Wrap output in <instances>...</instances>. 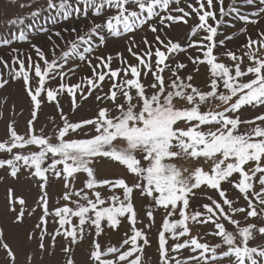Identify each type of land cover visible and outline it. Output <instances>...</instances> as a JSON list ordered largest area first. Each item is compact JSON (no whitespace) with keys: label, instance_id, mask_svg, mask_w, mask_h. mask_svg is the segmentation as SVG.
Wrapping results in <instances>:
<instances>
[{"label":"snow or ice","instance_id":"1","mask_svg":"<svg viewBox=\"0 0 264 264\" xmlns=\"http://www.w3.org/2000/svg\"><path fill=\"white\" fill-rule=\"evenodd\" d=\"M242 3L255 10L240 14L236 0L227 8L224 0H183V6L181 0H9L7 9L29 11L9 17L7 25L31 29L44 17L53 27L37 29L46 36L48 52L33 43L34 59L12 48L9 56L18 67L8 79L0 74V89L22 81L30 102L23 135L13 122L7 124L0 153L10 158H0V170L14 181L33 182L38 190L34 207L15 188L6 190L0 216L5 264H76L75 250L88 234L93 238L83 264H147L157 210L162 225L155 264H225V258L226 264H264V244L250 245L257 234L264 236V28L253 37L246 27L264 22V0ZM233 12L245 25L239 30L245 40L235 50L228 47L233 36L219 31ZM74 15L81 19L73 21ZM193 16V39L185 47L167 30L187 25ZM59 20L68 23L57 28ZM138 30L144 32L139 41ZM18 38L26 39L23 30ZM118 41L123 50L111 48ZM2 43L10 45L8 39ZM177 54L186 56L191 71ZM0 65L7 68L9 61L0 56ZM200 66L206 68L203 88L194 83ZM81 68L87 71L72 83ZM61 96L70 98L72 113L91 100L93 115L73 121ZM213 101L219 110L206 111ZM46 102L54 104L59 123L52 122L51 134L44 128L38 134ZM247 109L256 114L246 115ZM106 161L123 166L130 176L97 175V162ZM57 183L62 190L52 206L49 189ZM230 190L245 206L234 205ZM137 196L147 223L140 221ZM199 197L208 201L203 211L190 210ZM38 209L35 223L26 226ZM236 214L259 224L241 226ZM124 220L130 234L116 244L96 239L118 233ZM208 225L218 242H201L203 236L192 234ZM9 229L24 246L22 261L9 242ZM60 241L62 257L56 250Z\"/></svg>","mask_w":264,"mask_h":264},{"label":"rangeland","instance_id":"2","mask_svg":"<svg viewBox=\"0 0 264 264\" xmlns=\"http://www.w3.org/2000/svg\"><path fill=\"white\" fill-rule=\"evenodd\" d=\"M9 0H0V56H3L5 60L9 61V67L5 68L3 65H0V74L3 75V78L8 79L9 78V72L12 68L18 67V65H15L11 62L9 53L11 52L12 48L19 49L20 53L23 54V56L31 55L34 59H38L35 55L34 49L31 48V44H37L44 50L45 52H48V44L46 41V36L38 31V28L44 27V28H51L53 25L50 21L45 19L44 17H41L38 24L33 26L31 29L20 26V27H12L7 25L6 21L9 17L15 18L17 15L20 16H27L28 15V9H18L13 7L12 9H7L5 6L8 4ZM25 0H18V3H23ZM42 2V0H41ZM58 2V0H57ZM191 2L194 3V0H191ZM225 7L227 8V5L232 4L233 0H224ZM181 6H183V0H181ZM236 7L240 9V14H250L253 10H255V5L249 6L242 3V0H236ZM5 12H7V15H5ZM236 13H230L228 16H226L225 24L219 29L220 32L233 36V39L228 43V47L231 50H235L237 47L241 45V43L245 40V35L241 33L239 30L242 27H245L244 23L242 21H239L235 19ZM73 21H78L81 19L79 15H74L71 18ZM197 22V18L193 16V18L189 19V23L187 25L184 24H177L174 25L171 29L167 30L168 35L171 39L174 41H178L181 43L182 46L186 47V44L188 40L193 39L189 36L191 27ZM26 24L31 23L30 20H26ZM67 21L59 20L56 27L58 28L60 25L67 24ZM82 26V25H79ZM249 33L253 34V37L258 32L259 28H264V22H261L258 26H252L247 25L246 26ZM23 30L25 32L26 39L24 41L19 40V34L20 31ZM66 37L68 36L67 33L64 34ZM144 35V32L141 30L137 31L136 39L137 41L140 40V38ZM4 39H8L10 41V45H3L2 41ZM123 42L118 41L116 44H113L111 46L112 49L115 50H123ZM83 49L81 48V51ZM222 51V49H221ZM188 53L191 55H200V53L195 52L192 49L188 50ZM59 54V52L57 53ZM125 56L128 54L125 52ZM239 55V52L237 53ZM12 55H16V53H12ZM50 55V53H49ZM87 55V54H85ZM178 58L182 60L184 63H189L187 61V58L185 55L177 54ZM23 58V57H21ZM78 59V58H77ZM223 61L226 63H229L226 57L223 58ZM130 62H135L134 60H131ZM118 61L113 66L118 65ZM201 72L199 75H197L196 80L194 81L195 84L200 86L201 88L204 87V80H205V73L206 68L204 66H200ZM192 65L189 63V68L186 71H191ZM87 70L85 68H81L78 71V74L76 77L71 78V82L75 83L79 80V77L81 74L86 72ZM49 84L51 86H55V82L49 81ZM223 90V89H221ZM61 104L63 106V110L66 114L69 115L70 119L73 121L79 120L81 117L91 116L93 115V111L95 108L94 103L90 100L88 103H84L83 107H81L77 112L72 113L70 111V98L67 96H61L60 97ZM218 102H211L205 110H219L217 108ZM29 108H30V102L29 99L26 97V94L23 91V84L22 81H13L11 82L7 87L4 89H0V141L7 139L6 135V127L9 122H13L14 125L17 128V131L23 135L26 130V121L29 118ZM256 114L255 110L247 109L246 115L253 116ZM59 113L55 109L54 104L45 103L42 106V111L40 113V119L39 122L36 124L37 133L39 134V129L44 128L45 132L47 134H51L54 124L53 121L59 123L58 120ZM243 130V129H242ZM10 158V154L6 153H0V158ZM51 161H46L47 163H50ZM97 175L102 177H108V178H118L121 176L129 175L126 173V170L123 166H120L114 162H105L104 164H99L97 162ZM0 177L3 179H0V216L4 213V205L6 202V190L8 187H13L16 189V192L18 195L24 194L28 199L29 206L34 207V200L37 196V189L33 182H25L23 177L20 181H14L11 177L7 176L6 172L4 170H0ZM83 179V177H82ZM82 186V185H78ZM62 190V185L57 183L54 184L50 189V193L52 194V206L56 205V201L59 200V196L56 194L57 192ZM116 194L119 195V192ZM209 195H213L215 197V193H213L211 190H208ZM230 197L234 200L235 206H245V201L243 199H237L236 195L230 190L229 191ZM106 198V197H105ZM208 202L205 198L199 197L197 201L192 202V208L190 210H198L203 211L202 203ZM63 203V202H61ZM144 203L141 198L137 196L136 199V207L138 212H140V221L143 223H147V219L143 214V211H141V204ZM147 208V205L145 204V210ZM40 214L39 209L37 210V213L34 217L29 218L27 221L26 226H31L36 221V217H38ZM235 219L240 221L241 226H245L246 223L255 222L259 224V221L256 218H248L247 220L244 219L243 214H236ZM6 220V217H4ZM75 220V218H73ZM226 223V222H225ZM162 225V211L157 210L155 215V224L153 228L151 229L149 238L152 241V246L147 249L148 253V261L147 264H155V260L157 258V230ZM142 223H138L137 227H142ZM130 225L126 220L123 221L120 231L118 233H108L105 235H102L101 237H98L96 239L99 240V242L102 245H109V244H116L121 237L125 235L127 232L130 234ZM226 227L228 230H233L234 226L231 224L226 223ZM53 229V222L51 219H49V230L51 231ZM214 231L212 225H208L207 227H200L197 229H193L192 234L193 235H201L204 237V239L201 242H208L209 244L218 242L217 237L212 236L210 233ZM7 234L9 236V242L13 245L14 248L18 251V261L23 260V245L18 241L15 237V233L13 230L9 229L7 230ZM93 238L91 234H88V239H86L82 246L78 247L75 250V260L76 264H83V261L86 259L87 249L89 241ZM63 241H60L57 244V253L59 256L62 257V254L59 253V249ZM258 244H264V236L257 234L255 239L250 242L251 246H256ZM29 248L31 250H34L33 245H29ZM41 257L37 256V260H39ZM5 254L0 251V264H5ZM47 259V258H45ZM227 262V258H225V264Z\"/></svg>","mask_w":264,"mask_h":264}]
</instances>
